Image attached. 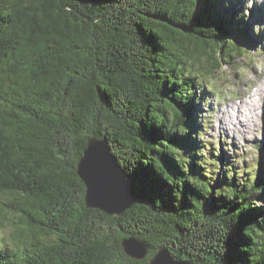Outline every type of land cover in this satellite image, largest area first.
Wrapping results in <instances>:
<instances>
[{
	"label": "trees",
	"instance_id": "trees-1",
	"mask_svg": "<svg viewBox=\"0 0 264 264\" xmlns=\"http://www.w3.org/2000/svg\"><path fill=\"white\" fill-rule=\"evenodd\" d=\"M221 3L0 0L1 223L14 212L0 264H151L162 247L197 264H264V171L236 180L226 162L213 185L204 168L218 157H198L193 136L206 82L261 45L244 11L224 16ZM90 138H107L133 185L122 216L86 205ZM130 235L146 258L124 252Z\"/></svg>",
	"mask_w": 264,
	"mask_h": 264
},
{
	"label": "rangeland",
	"instance_id": "rangeland-1",
	"mask_svg": "<svg viewBox=\"0 0 264 264\" xmlns=\"http://www.w3.org/2000/svg\"><path fill=\"white\" fill-rule=\"evenodd\" d=\"M231 9L244 11L245 28L261 34L257 36L261 45L245 47L251 51L243 56L236 50L233 52L235 59L223 60L222 70L205 85L211 98L193 105L197 123L203 128L199 137L195 136L198 129H193V136L202 144L198 157H218L217 167L204 168L213 171L212 183L216 186L226 162L242 171L240 176L235 175L236 180L244 181L247 176L253 178L264 171L260 150V146L264 147V0H225L224 6L221 3L220 14L228 16ZM253 11L259 12V19L251 16ZM257 91L260 94L253 95ZM184 154L191 162L190 151ZM6 202L7 195L0 194V204ZM13 215L14 212H9L4 223L0 221V239L12 240L8 217Z\"/></svg>",
	"mask_w": 264,
	"mask_h": 264
},
{
	"label": "water",
	"instance_id": "water-1",
	"mask_svg": "<svg viewBox=\"0 0 264 264\" xmlns=\"http://www.w3.org/2000/svg\"><path fill=\"white\" fill-rule=\"evenodd\" d=\"M78 174L86 186L87 207L97 208L111 216H122L135 201V191L124 167L117 161L107 138H90L78 163ZM124 252L138 260L150 254L149 246L135 235L121 240ZM151 264H197L188 259H176L168 247L160 248Z\"/></svg>",
	"mask_w": 264,
	"mask_h": 264
},
{
	"label": "bare ground",
	"instance_id": "bare-ground-1",
	"mask_svg": "<svg viewBox=\"0 0 264 264\" xmlns=\"http://www.w3.org/2000/svg\"><path fill=\"white\" fill-rule=\"evenodd\" d=\"M256 91V90H255Z\"/></svg>",
	"mask_w": 264,
	"mask_h": 264
}]
</instances>
